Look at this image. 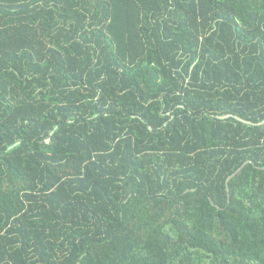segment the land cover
Listing matches in <instances>:
<instances>
[{
	"label": "trees",
	"instance_id": "16d2710c",
	"mask_svg": "<svg viewBox=\"0 0 264 264\" xmlns=\"http://www.w3.org/2000/svg\"><path fill=\"white\" fill-rule=\"evenodd\" d=\"M0 264H264V0H0Z\"/></svg>",
	"mask_w": 264,
	"mask_h": 264
},
{
	"label": "water",
	"instance_id": "95a60500",
	"mask_svg": "<svg viewBox=\"0 0 264 264\" xmlns=\"http://www.w3.org/2000/svg\"><path fill=\"white\" fill-rule=\"evenodd\" d=\"M231 116V114H227V115H222V116H219L220 118H227V117H230ZM238 119H241V118H239V117H237ZM242 120V119H241ZM240 170V168L236 171V172H234L233 174H232V176L233 175H235L238 171Z\"/></svg>",
	"mask_w": 264,
	"mask_h": 264
}]
</instances>
